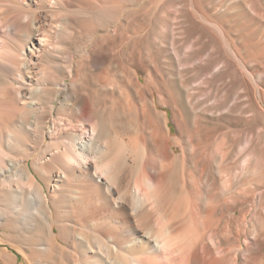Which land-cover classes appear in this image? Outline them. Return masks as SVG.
Returning a JSON list of instances; mask_svg holds the SVG:
<instances>
[{
	"label": "bare ground",
	"instance_id": "bare-ground-1",
	"mask_svg": "<svg viewBox=\"0 0 264 264\" xmlns=\"http://www.w3.org/2000/svg\"><path fill=\"white\" fill-rule=\"evenodd\" d=\"M136 9L0 0V264H264V168L248 132L171 135L158 107L173 101L136 48ZM263 54L231 51L237 106L256 120ZM106 104L131 131L105 133Z\"/></svg>",
	"mask_w": 264,
	"mask_h": 264
},
{
	"label": "rangeland",
	"instance_id": "rangeland-1",
	"mask_svg": "<svg viewBox=\"0 0 264 264\" xmlns=\"http://www.w3.org/2000/svg\"><path fill=\"white\" fill-rule=\"evenodd\" d=\"M136 10L134 26L141 35L136 48L147 55L144 65L157 73L162 95L173 101V110L158 107L167 113L171 135L177 125L182 130L185 125L187 133L198 141L211 129L248 132L251 164L264 168V117L256 120L237 106L245 98L231 57L232 48L239 49L245 59L264 52V4L249 0L221 5L200 0H137ZM122 31H126L125 23ZM247 66L252 69L255 65L248 62ZM139 79L143 81L140 74ZM261 89L264 93V85ZM249 93L252 96V89ZM109 106L100 112L105 133L109 126L131 131L121 112ZM259 174L256 170L249 177L256 179ZM173 194L183 192L177 186ZM198 194H209L200 183Z\"/></svg>",
	"mask_w": 264,
	"mask_h": 264
}]
</instances>
